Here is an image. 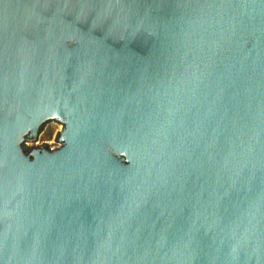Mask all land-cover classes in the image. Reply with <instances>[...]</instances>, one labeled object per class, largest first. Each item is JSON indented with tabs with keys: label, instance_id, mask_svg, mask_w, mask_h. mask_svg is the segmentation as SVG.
<instances>
[{
	"label": "water",
	"instance_id": "water-1",
	"mask_svg": "<svg viewBox=\"0 0 264 264\" xmlns=\"http://www.w3.org/2000/svg\"><path fill=\"white\" fill-rule=\"evenodd\" d=\"M0 264H264V0H0Z\"/></svg>",
	"mask_w": 264,
	"mask_h": 264
},
{
	"label": "rangeland",
	"instance_id": "rangeland-1",
	"mask_svg": "<svg viewBox=\"0 0 264 264\" xmlns=\"http://www.w3.org/2000/svg\"><path fill=\"white\" fill-rule=\"evenodd\" d=\"M60 130V125L57 123H49L44 126L40 132L39 138L35 145L48 146L49 148H55L58 146L56 143V137Z\"/></svg>",
	"mask_w": 264,
	"mask_h": 264
}]
</instances>
